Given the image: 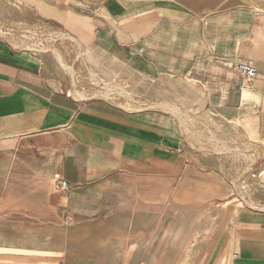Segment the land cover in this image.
<instances>
[{
	"label": "crops",
	"instance_id": "0c3cea01",
	"mask_svg": "<svg viewBox=\"0 0 264 264\" xmlns=\"http://www.w3.org/2000/svg\"><path fill=\"white\" fill-rule=\"evenodd\" d=\"M14 18L113 57L133 84L145 79L149 98L180 107L76 100L46 76L52 59L21 47L22 28L0 34V184L26 185L34 209L21 214L55 232L33 264H264V210L232 216L222 254L189 262L188 209L176 203L186 197L177 185L197 183L188 169L209 167L227 185L220 168L233 165L188 144L183 112L235 122L264 172V0H0V22ZM239 61L256 68L249 84Z\"/></svg>",
	"mask_w": 264,
	"mask_h": 264
},
{
	"label": "rangeland",
	"instance_id": "374dc122",
	"mask_svg": "<svg viewBox=\"0 0 264 264\" xmlns=\"http://www.w3.org/2000/svg\"><path fill=\"white\" fill-rule=\"evenodd\" d=\"M15 19L18 18L0 22V34L4 35L5 28L25 29L26 34L32 38L20 41L21 44L28 49H36L40 55L52 59L55 69H48L45 73L58 91L68 93L81 101L103 98L128 110L144 108L179 110L178 105L165 104L149 98L145 79L140 81L135 79L133 84L132 73L127 69L122 71L121 66L111 61L113 57L107 56L106 60L102 61L100 57L87 52L78 41L65 39L71 36L60 29L59 32L48 29L35 34L34 31H38L39 28L38 24L29 21L12 24L13 21H20ZM50 31L55 33L48 35L46 32ZM39 35L42 39L34 38ZM16 41L11 40L13 44ZM189 112L192 113V110L183 112V125L188 132V144H191L190 146L197 144L206 154L222 156L231 154L230 163L233 164L231 167L220 168V172L225 174L227 185L220 182L209 167H203L201 170L188 169V177L197 183L177 185L178 189L186 193V197L176 203L179 202L180 206L188 209L186 254L190 262L199 254L205 256L216 255L217 252L222 254L221 247L225 241L223 237L232 216L236 217L243 209L264 210V172L259 176L261 168H258L257 164L259 148L244 139L235 122L225 123L212 118L196 120L193 116L187 115ZM198 122H201V125H198ZM236 159L240 164L235 162ZM25 186L19 183L0 184V257L9 253L17 255L22 253L30 262L27 264H33L34 247L49 244L50 236L55 232L32 235L19 228L20 224L33 222V217L21 214L34 209V201L24 198ZM8 246L15 248H7Z\"/></svg>",
	"mask_w": 264,
	"mask_h": 264
},
{
	"label": "built area",
	"instance_id": "2783aa9c",
	"mask_svg": "<svg viewBox=\"0 0 264 264\" xmlns=\"http://www.w3.org/2000/svg\"><path fill=\"white\" fill-rule=\"evenodd\" d=\"M34 24H36V23H34ZM38 24V26H39V28H38V31L37 30H35L34 32H35V34H39V33H42V32H40V31H42V30H47L48 31V29L49 30H57L56 32H59L60 30H58V28H54V26L53 25H51V24H45V23H42V24H40V23H37ZM43 25H45V26H50V27H43ZM6 30L4 31V34H8V32H10V30L11 29H8V28H5ZM13 30V29H12ZM48 35H51V34H53V33H55V31H50V32H46ZM60 33H63V32H60ZM21 35H22V39H19V41H26V40H28V39H31L32 37L31 36H28L27 34H26V31H25V29L23 30V28H22V31H21ZM34 38L35 39H42V36L41 35H39L38 37L37 36H34ZM60 38L61 39H64V37L63 36H60ZM65 39H72V38H70V37H67V38H65ZM20 45H21V47H24L22 44H21V42H20ZM74 46H75V44H74ZM24 48H26V47H24ZM28 49V48H27ZM30 50H33V51H36L37 52V50L36 49H30ZM234 68L236 69V71H238L241 75H242V77L244 78V80L246 81V83L247 84H249L250 82H252L253 81V79L255 78V76H256V68H255V66L254 65H252L251 63H249V62H246V61H239V62H237L236 64H235V66H234ZM68 94V93H67ZM69 95V94H68ZM55 187L58 189V190H63V189H66L67 187H68V183H67V181H65L64 179H61V178H59V179H56V183H55Z\"/></svg>",
	"mask_w": 264,
	"mask_h": 264
},
{
	"label": "bare ground",
	"instance_id": "6f19581e",
	"mask_svg": "<svg viewBox=\"0 0 264 264\" xmlns=\"http://www.w3.org/2000/svg\"><path fill=\"white\" fill-rule=\"evenodd\" d=\"M243 93V92H242ZM156 117V116H155ZM153 118V117H152ZM159 118V117H158ZM149 119V118H148ZM157 119V117H156ZM161 119V118H160ZM159 119V120H160ZM155 120V119H153ZM152 121V120H151ZM164 121V120H163ZM159 122V121H158ZM153 123V122H152ZM169 123V122H167ZM159 124V123H158ZM19 228L21 230H23L24 232L26 233H30L32 235H39V234H42V235H47V234H51V229L50 227H44V226H41V225H36L34 223H28V224H20L19 225ZM3 261V260H2ZM6 261V260H5ZM18 261V260H17ZM4 262V261H3ZM6 264V263H5ZM21 264V263H20Z\"/></svg>",
	"mask_w": 264,
	"mask_h": 264
}]
</instances>
